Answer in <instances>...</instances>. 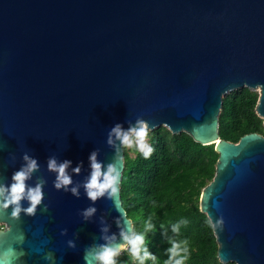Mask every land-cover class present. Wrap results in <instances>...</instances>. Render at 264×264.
Listing matches in <instances>:
<instances>
[{
    "label": "water",
    "instance_id": "1",
    "mask_svg": "<svg viewBox=\"0 0 264 264\" xmlns=\"http://www.w3.org/2000/svg\"><path fill=\"white\" fill-rule=\"evenodd\" d=\"M242 88L259 93L264 119V0H0V185L27 155L38 167L26 185L43 193L33 214L0 210V259L86 264L106 237L122 243L125 152L109 134L144 121L215 146L199 205L217 257L264 264V135H219L223 98ZM93 152L102 171L120 170L114 197L86 194ZM50 158L71 162L67 186H54ZM9 248L22 255L4 256Z\"/></svg>",
    "mask_w": 264,
    "mask_h": 264
},
{
    "label": "trees",
    "instance_id": "2",
    "mask_svg": "<svg viewBox=\"0 0 264 264\" xmlns=\"http://www.w3.org/2000/svg\"><path fill=\"white\" fill-rule=\"evenodd\" d=\"M258 99L259 93L248 88L223 98L219 116L222 139L237 143L247 134L264 135V119L256 112ZM148 140L153 152L147 159L135 145L133 157L124 146L125 169L120 186L127 217L135 230L145 233L148 249L157 258L155 264L167 260L170 239L187 240L189 254L185 264H222L217 257L213 226L209 227L210 220L201 213L199 205L203 189L216 173L219 155L215 146L196 143L186 133L174 135L165 127L149 131ZM181 219L187 223H179ZM146 222L152 225L147 231ZM173 224L179 225L178 232L172 231ZM115 261L133 264L127 251L117 255Z\"/></svg>",
    "mask_w": 264,
    "mask_h": 264
},
{
    "label": "clouds",
    "instance_id": "3",
    "mask_svg": "<svg viewBox=\"0 0 264 264\" xmlns=\"http://www.w3.org/2000/svg\"><path fill=\"white\" fill-rule=\"evenodd\" d=\"M149 135V129L144 121H137V126L129 127L127 130L117 124L115 125L109 134L108 142L113 143L112 137L115 136L120 141L121 145L131 148L135 145L137 151L147 159L153 152L152 146L147 142ZM26 161L20 169L12 174L11 183L7 185H0V210H7L11 206L10 217L17 218L21 211L26 214H33L35 208L40 204L42 200V188L38 183L35 186L26 185V180L30 178L32 171H34L38 165L34 158H30L27 155L24 156ZM91 172L89 178L85 182L86 194L89 199L95 201L98 197L104 195L107 191L110 197H114L117 193V183L120 179V170L113 164H108L102 171L101 163L96 160L95 152L89 155ZM70 161H63L59 164L54 158H50L48 161V168L57 173L54 186L61 188L67 186L71 182L70 176L66 173L65 169L70 164ZM73 171H79V168L73 169ZM71 191L76 194V189L72 188ZM26 200L29 202V206L22 208L21 201ZM95 211L90 207L84 211L85 216L91 215ZM129 225L128 230L121 229L120 237L122 243H116L115 237L108 238L111 243H106L99 246L98 249L89 250L86 252L85 260L86 264H116L115 257L122 251H127L129 259L133 264H145L146 261L156 262V256L149 251L147 243L145 241V233L138 232L131 221L128 218ZM179 223H187L186 220L181 219ZM5 227L0 225V228ZM209 227L212 228L209 222ZM152 228L150 223H145V231ZM179 225L173 224L172 231L178 232ZM169 247L166 249L168 258L164 264H185L188 259L189 248L187 240H169ZM22 255V252L15 253V250L9 248L3 255ZM48 257H46L47 259ZM0 264H11V261L0 259Z\"/></svg>",
    "mask_w": 264,
    "mask_h": 264
},
{
    "label": "rangeland",
    "instance_id": "4",
    "mask_svg": "<svg viewBox=\"0 0 264 264\" xmlns=\"http://www.w3.org/2000/svg\"><path fill=\"white\" fill-rule=\"evenodd\" d=\"M147 142L149 143V140H148V138H147ZM134 146V145H133ZM133 146L131 147V148H127L126 147V149L129 151V153H130V156H134V153H133Z\"/></svg>",
    "mask_w": 264,
    "mask_h": 264
}]
</instances>
